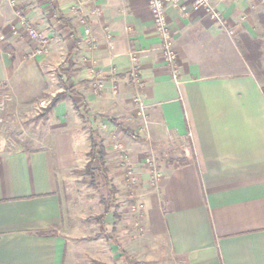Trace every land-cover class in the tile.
Masks as SVG:
<instances>
[{
  "label": "crops",
  "instance_id": "0c3cea01",
  "mask_svg": "<svg viewBox=\"0 0 264 264\" xmlns=\"http://www.w3.org/2000/svg\"><path fill=\"white\" fill-rule=\"evenodd\" d=\"M210 1L223 24L191 0L166 5L175 83L146 0H0V87L9 94L0 131V264H121L119 247L79 230L60 193L87 152L83 115L144 124L146 153L161 173L152 185L147 167L137 172L133 193L148 260L264 264V88L246 53L261 16L254 0ZM21 18L48 36L44 54L30 56L34 42ZM48 67L58 72V93H71L52 107L45 129L43 117L24 114L41 101Z\"/></svg>",
  "mask_w": 264,
  "mask_h": 264
},
{
  "label": "rangeland",
  "instance_id": "374dc122",
  "mask_svg": "<svg viewBox=\"0 0 264 264\" xmlns=\"http://www.w3.org/2000/svg\"><path fill=\"white\" fill-rule=\"evenodd\" d=\"M254 2L257 5V14L263 22L257 24L258 45H252L253 48L247 53L264 88V0ZM57 73L56 67H48L42 74L41 101L28 107L24 114L29 120L43 117L42 124L45 129L49 123L46 116L51 113L47 109L49 101L58 94L57 87L62 86ZM61 93L70 94L71 91L66 88ZM135 111L136 116L143 119ZM35 113L39 115L36 118ZM81 117L88 148L82 158L81 167L69 171L60 184L65 209L75 217L76 226L85 235L101 236L103 241L119 247L122 254L121 264H153L146 257L148 251L143 246L139 222L142 208L133 194L140 184L136 173L145 171L146 158H153L146 153L144 124L136 122L132 125L110 115L98 123L86 120L84 115ZM108 117L114 118L123 129H128L132 134L125 133L121 127L111 123ZM91 136L94 137L93 141ZM11 138L17 139V136ZM94 144L103 146L102 158L98 149L93 150ZM88 163L95 172L80 173ZM112 191L113 195L110 197Z\"/></svg>",
  "mask_w": 264,
  "mask_h": 264
},
{
  "label": "built area",
  "instance_id": "2783aa9c",
  "mask_svg": "<svg viewBox=\"0 0 264 264\" xmlns=\"http://www.w3.org/2000/svg\"><path fill=\"white\" fill-rule=\"evenodd\" d=\"M149 8V13L152 17L153 25L156 33L159 35L161 40V55L164 62L167 65L168 71L175 83H178V63L177 55L172 46V33L168 27V19L166 15V5L171 3L173 6H177L179 0H146ZM191 5L195 10H202L206 12L214 21L223 24L222 16L220 12L211 4L210 0H191ZM20 23L25 28L27 35L34 42V46L30 52L31 57L42 55L46 52L48 46V36L38 30L33 25L29 24L25 18L20 19ZM2 37L0 36V39ZM132 62L136 63L137 56L135 53L130 54ZM134 80L139 85V74L137 68L134 67L132 70ZM94 87L101 88L102 83L97 80L94 82ZM2 89V90H1ZM4 87H0V131L2 126L7 122L1 116L2 112L5 111L6 103L9 99V94ZM132 103L136 107L137 114L144 116V103L141 101L138 94L132 97ZM145 165L150 172V183L156 185L161 178V173L156 168V163L153 158H146ZM134 179V177H133ZM141 208V205H140Z\"/></svg>",
  "mask_w": 264,
  "mask_h": 264
},
{
  "label": "trees",
  "instance_id": "16d2710c",
  "mask_svg": "<svg viewBox=\"0 0 264 264\" xmlns=\"http://www.w3.org/2000/svg\"><path fill=\"white\" fill-rule=\"evenodd\" d=\"M255 44H257V42H254V41H248L247 42V44H246V46H247V51H246V53L248 52V51H251V49L253 48L252 47V45H255ZM258 45V44H257ZM247 56L249 57V53H247ZM62 94L63 93H58L50 102H49V105H48V107H47V109L48 110H51L52 109V107L53 106H55V104L61 99V96H62ZM107 118V117H106ZM108 120L111 122V123H113V124H115L117 127H121V129H123V127L121 126V125H119V123L114 119V118H112V117H108ZM124 130V132L125 133H127V134H132L128 129H123ZM91 138H92V141L94 140V137L93 136H91ZM96 149H98L99 151H98V154L100 155V158H102L103 157V154H104V148H103V146L101 145V144H94V146H93V150L95 151ZM95 172V169H92L91 168V164L90 163H88L85 167H84V170H82V171H80V173H82V174H87V173H94ZM113 193V191L111 192V195H110V197L113 195L112 194Z\"/></svg>",
  "mask_w": 264,
  "mask_h": 264
}]
</instances>
